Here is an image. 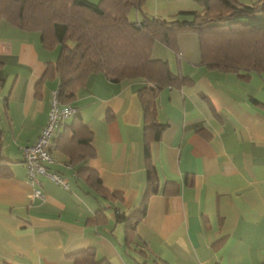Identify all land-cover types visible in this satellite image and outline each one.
Here are the masks:
<instances>
[{
	"label": "crops",
	"instance_id": "1",
	"mask_svg": "<svg viewBox=\"0 0 264 264\" xmlns=\"http://www.w3.org/2000/svg\"><path fill=\"white\" fill-rule=\"evenodd\" d=\"M200 7L199 0H144L131 19L181 18ZM58 53L39 32L0 20V264H264V72L209 68L198 35L179 30L173 48L152 47L187 81L159 93L157 120L166 126L149 141L148 159L138 97L145 82L92 73L74 108L93 133V156L76 163L77 172L53 150L48 168L67 188L45 176L31 185L21 148L46 123L57 81L35 86ZM148 162L155 191L145 197ZM94 172L100 192L85 179ZM33 186L42 197L31 196ZM143 203L128 236L116 215Z\"/></svg>",
	"mask_w": 264,
	"mask_h": 264
},
{
	"label": "trees",
	"instance_id": "2",
	"mask_svg": "<svg viewBox=\"0 0 264 264\" xmlns=\"http://www.w3.org/2000/svg\"><path fill=\"white\" fill-rule=\"evenodd\" d=\"M143 2L0 0V20L25 31L39 32L47 49L58 46L57 59L46 65L35 89L44 80H56L60 104L75 107V93L92 73H100L111 82L142 79L145 85L138 89V97L143 114L144 153L148 159L149 141L159 140L166 126L157 120L159 93L187 81L186 76L173 73L165 59L152 56L154 43L173 48L179 30L193 31L199 38L203 65L221 71L264 72V0L248 4L238 0H199L200 10L181 14V18L143 14L139 19H131L132 10L139 11ZM72 117L69 125L65 121L58 128L63 131L58 139L53 137L49 154L53 160L51 153L58 150L67 158L66 164L81 172L76 163L93 156V133L75 108ZM146 167L145 197L155 191L151 184L153 167L150 162ZM90 176H95L93 181ZM90 176L85 179L100 192L98 175L94 172ZM144 212L145 203L128 217L116 215L117 220L125 221L128 236Z\"/></svg>",
	"mask_w": 264,
	"mask_h": 264
},
{
	"label": "built area",
	"instance_id": "3",
	"mask_svg": "<svg viewBox=\"0 0 264 264\" xmlns=\"http://www.w3.org/2000/svg\"><path fill=\"white\" fill-rule=\"evenodd\" d=\"M74 107L70 104H60L57 88L51 91L49 110L45 125L37 139L32 144L21 148L22 163L26 169V178L31 185L37 183L39 176H45L53 182L67 188V181L57 172L51 171L48 166L53 162L49 149L53 146V137L58 128L73 115ZM32 197H42L43 193L37 186H33Z\"/></svg>",
	"mask_w": 264,
	"mask_h": 264
},
{
	"label": "rangeland",
	"instance_id": "4",
	"mask_svg": "<svg viewBox=\"0 0 264 264\" xmlns=\"http://www.w3.org/2000/svg\"><path fill=\"white\" fill-rule=\"evenodd\" d=\"M91 2L97 3L99 0H89ZM133 12V11H132ZM132 12L130 13V16L132 17ZM134 20V19H133Z\"/></svg>",
	"mask_w": 264,
	"mask_h": 264
}]
</instances>
